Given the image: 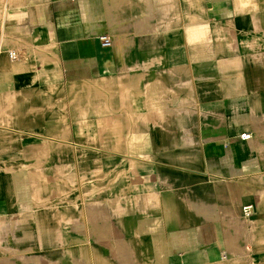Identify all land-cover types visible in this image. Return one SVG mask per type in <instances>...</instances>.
<instances>
[{
	"label": "crops",
	"instance_id": "obj_1",
	"mask_svg": "<svg viewBox=\"0 0 264 264\" xmlns=\"http://www.w3.org/2000/svg\"><path fill=\"white\" fill-rule=\"evenodd\" d=\"M0 264H264V0H0Z\"/></svg>",
	"mask_w": 264,
	"mask_h": 264
},
{
	"label": "built area",
	"instance_id": "obj_2",
	"mask_svg": "<svg viewBox=\"0 0 264 264\" xmlns=\"http://www.w3.org/2000/svg\"><path fill=\"white\" fill-rule=\"evenodd\" d=\"M74 1V0H71ZM100 40L102 41L103 46L105 47H110L112 45V41L108 36H102L100 37ZM9 58L12 61H17L19 59L22 58V56L20 55V53H18L17 51H10L9 52ZM241 138L243 140H249L251 138L250 134H243L241 136ZM255 214V208L253 205H246L242 208V216L246 219H250L251 217H253V215Z\"/></svg>",
	"mask_w": 264,
	"mask_h": 264
}]
</instances>
